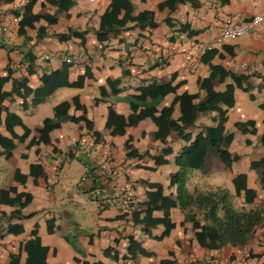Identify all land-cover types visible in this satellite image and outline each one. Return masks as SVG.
Wrapping results in <instances>:
<instances>
[{
  "label": "crops",
  "instance_id": "obj_1",
  "mask_svg": "<svg viewBox=\"0 0 264 264\" xmlns=\"http://www.w3.org/2000/svg\"><path fill=\"white\" fill-rule=\"evenodd\" d=\"M111 1L0 0V264H264V23L252 36L209 48L223 19L247 21L264 12V0H126L132 20L99 40ZM30 2L32 20L19 29ZM142 13L149 15L139 24ZM212 67L221 73L209 80ZM43 77L59 85L35 102ZM208 80L213 93L232 87L231 106L208 98L200 87ZM13 83L22 87L13 91ZM166 84L172 92L155 112L134 121L132 97ZM183 94L194 96L192 106L214 108L195 113L180 132H165L168 120L180 124L190 112L174 101ZM62 103L58 118L66 119L40 134ZM217 110L231 140L186 170L183 187L191 195L221 191L228 207L257 212L259 221L242 246L213 250L202 246L215 242L203 211L175 205L166 222L150 221L163 218L161 198L176 201L175 159L216 126ZM109 113L124 118L119 131L106 128ZM78 140L118 168L117 182L132 188L127 209L111 201L106 183L81 182L91 162L74 146Z\"/></svg>",
  "mask_w": 264,
  "mask_h": 264
},
{
  "label": "trees",
  "instance_id": "obj_2",
  "mask_svg": "<svg viewBox=\"0 0 264 264\" xmlns=\"http://www.w3.org/2000/svg\"><path fill=\"white\" fill-rule=\"evenodd\" d=\"M31 2L27 4L24 8V17L18 23L19 29L24 24H29L27 21H31L32 17L29 14ZM120 10H123V15L120 20L116 17L119 14ZM131 10V6L128 4L126 0H112L110 3V9L107 13L103 14L100 18V26L99 31L97 33V38L99 40L103 39L102 34H105L106 31L111 30L112 26H122L126 20H132L129 17V12ZM148 13H142L140 19L138 20L139 24H142L145 21V18L148 16ZM26 18V20H25ZM148 25L153 27L154 24L149 22ZM18 29V32L21 30ZM65 36L59 37V40H65ZM213 72L221 73V70L218 68H211V76L213 77ZM222 75L223 74L222 72ZM232 77V76H231ZM6 78L0 79V84L4 82ZM53 80V79H52ZM50 78L43 77L42 78V87L35 91V102H38L45 96H47L52 90H54L59 85V80L52 81ZM209 80L205 83L201 84L200 87L203 88L209 99H215L218 102L226 105L227 107L231 106V93L232 87L230 85L225 87V90L221 93H213L209 90ZM19 86L22 87L21 84L13 83L12 90L15 91V88ZM172 89L169 84L166 85H151L146 88L140 89L139 95L136 97H132L129 102L130 110L132 114L130 117L134 121L141 120L145 117L151 116L155 110V105L168 93H171ZM1 97L5 96V94H0ZM194 98V96H187L185 94L181 96L175 97L174 101L179 103V106L183 109L186 106L190 107V112L184 114L179 118V123L176 124L173 121L166 122L165 132H169L170 130H176L180 132L181 129L191 124L192 120L195 117V113L205 112L208 110H212L214 107H195L190 104V101ZM145 99L149 100L148 105L145 104ZM142 106L143 109L137 111V108ZM66 108V104H60L54 107V119L45 122V125L42 129L39 130L40 134H44L46 131L57 128L61 120H65L66 118H58L59 115L64 113ZM219 114V120L215 127L213 128H205L203 133H199L193 140V142L187 147L184 148L181 154L176 157L175 164L180 169L181 174L176 180L177 192H176V201H169L167 198H161V205L164 210L163 218L161 220L150 221V223L154 222H166L167 220V209L169 207H173L177 205L181 211L190 212L191 208H194L196 211H203V218L210 222L211 227L206 233V229H203V234H210L215 236L214 243H204L202 246L206 249L218 250L227 245L229 246H242L249 236L252 233L254 226L258 223V213L257 212H238L226 205L225 202V194L221 191L219 192H209L204 195H191L188 194L183 187V179L184 173L186 170H195L202 166L204 157L210 150L213 151H221L225 149L230 140V135L223 136V128L222 123L223 112L221 110H217ZM156 124L159 126V121L155 120ZM126 123L124 122V118L121 116L114 115L112 113L108 114L106 119V128L113 125L115 131H119ZM164 134H156V137L161 138ZM162 163L164 161H161ZM264 163V159L259 162V164ZM237 187V185H236ZM236 193L237 189H236ZM251 192L244 190V195H249ZM149 201H151L153 194L147 193ZM247 200V199H246ZM150 203V202H148ZM220 208L222 211V216H217V210ZM194 216V215H193ZM192 220L191 216L186 217V220ZM146 220L147 216H146ZM149 222V221H148ZM15 264V260H13Z\"/></svg>",
  "mask_w": 264,
  "mask_h": 264
},
{
  "label": "built area",
  "instance_id": "obj_3",
  "mask_svg": "<svg viewBox=\"0 0 264 264\" xmlns=\"http://www.w3.org/2000/svg\"><path fill=\"white\" fill-rule=\"evenodd\" d=\"M263 23L264 12L253 16L247 21L239 23H235L231 19L225 18L221 21V27L218 31L217 37L209 48L214 49L239 37L247 35L252 36ZM204 52V49L198 50L200 55L204 54ZM164 62V60H161L160 63L164 64ZM137 73H140V71H137ZM74 146L81 155L88 158L91 162L90 167H84L81 182L93 185L99 180L106 183L110 189L111 201L116 203L120 209H127L132 199V188L128 185H123L117 182V179L120 176V171L113 165L111 159L100 155L98 150L87 141L78 140L74 143Z\"/></svg>",
  "mask_w": 264,
  "mask_h": 264
}]
</instances>
